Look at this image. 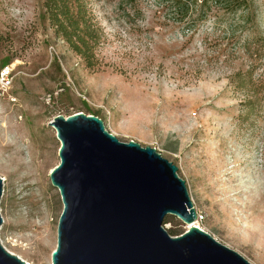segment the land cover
Returning <instances> with one entry per match:
<instances>
[{"label": "rangeland", "instance_id": "374dc122", "mask_svg": "<svg viewBox=\"0 0 264 264\" xmlns=\"http://www.w3.org/2000/svg\"><path fill=\"white\" fill-rule=\"evenodd\" d=\"M50 2L0 0V68L12 77L0 90L2 246L52 264L62 201L48 123L81 111L175 164L197 226L264 264V0L213 11L191 32L168 11L158 17L157 0H84L93 67L57 32ZM162 226L172 235L189 225L167 214Z\"/></svg>", "mask_w": 264, "mask_h": 264}, {"label": "water", "instance_id": "95a60500", "mask_svg": "<svg viewBox=\"0 0 264 264\" xmlns=\"http://www.w3.org/2000/svg\"><path fill=\"white\" fill-rule=\"evenodd\" d=\"M48 124L60 141L49 177L62 201L52 264H252L196 225L164 229L167 214L186 224L197 215L178 167L154 147L120 141L81 111ZM0 264L29 263L0 243Z\"/></svg>", "mask_w": 264, "mask_h": 264}, {"label": "trees", "instance_id": "16d2710c", "mask_svg": "<svg viewBox=\"0 0 264 264\" xmlns=\"http://www.w3.org/2000/svg\"><path fill=\"white\" fill-rule=\"evenodd\" d=\"M83 1L55 0L57 3L55 12L58 13L55 15L56 30L63 34L70 46L84 57L86 65L93 67V62L87 54H89V43L95 40L96 35L93 32L91 19L85 15L86 12L83 10ZM127 1L133 3L136 0ZM156 3L158 17H163L162 12H170V15H167L165 19L183 24V32L195 31L197 25L206 20L213 11H226L235 14L249 7V0H157ZM46 6L51 7L49 0ZM250 19L251 17L243 19L242 25L244 26ZM173 234L178 235V233Z\"/></svg>", "mask_w": 264, "mask_h": 264}, {"label": "built area", "instance_id": "2783aa9c", "mask_svg": "<svg viewBox=\"0 0 264 264\" xmlns=\"http://www.w3.org/2000/svg\"><path fill=\"white\" fill-rule=\"evenodd\" d=\"M12 77L10 75V71L8 66H4L0 68V90L3 91V89H6L11 84ZM197 218L200 217V215L196 214ZM196 218V219H197Z\"/></svg>", "mask_w": 264, "mask_h": 264}, {"label": "bare ground", "instance_id": "6f19581e", "mask_svg": "<svg viewBox=\"0 0 264 264\" xmlns=\"http://www.w3.org/2000/svg\"><path fill=\"white\" fill-rule=\"evenodd\" d=\"M13 161H14V160H13ZM19 176H20V178H21V177H22V178H26V177H27V174H26V173H22V174H20ZM22 178H21V179H22ZM34 179H36V175H35ZM3 180H4V178H3ZM36 185H37L40 189H42L43 191H46V190L43 188V186H41L39 183L36 182ZM188 225H189V226H190V225H196V226H197V222H192V224H188ZM189 226H188V227H189Z\"/></svg>", "mask_w": 264, "mask_h": 264}]
</instances>
